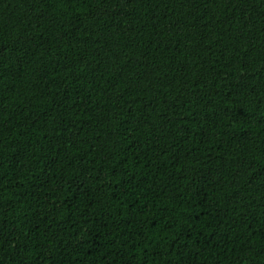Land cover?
Here are the masks:
<instances>
[{"label":"trees","instance_id":"1","mask_svg":"<svg viewBox=\"0 0 264 264\" xmlns=\"http://www.w3.org/2000/svg\"><path fill=\"white\" fill-rule=\"evenodd\" d=\"M0 264H264V0H0Z\"/></svg>","mask_w":264,"mask_h":264}]
</instances>
